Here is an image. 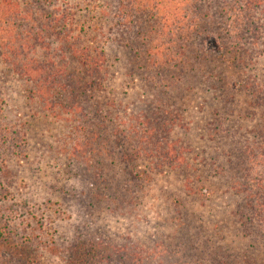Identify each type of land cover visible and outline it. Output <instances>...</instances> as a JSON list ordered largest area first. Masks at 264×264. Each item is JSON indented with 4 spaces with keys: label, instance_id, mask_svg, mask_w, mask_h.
Listing matches in <instances>:
<instances>
[{
    "label": "trees",
    "instance_id": "16d2710c",
    "mask_svg": "<svg viewBox=\"0 0 264 264\" xmlns=\"http://www.w3.org/2000/svg\"><path fill=\"white\" fill-rule=\"evenodd\" d=\"M0 264H264V0H0Z\"/></svg>",
    "mask_w": 264,
    "mask_h": 264
},
{
    "label": "rangeland",
    "instance_id": "374dc122",
    "mask_svg": "<svg viewBox=\"0 0 264 264\" xmlns=\"http://www.w3.org/2000/svg\"><path fill=\"white\" fill-rule=\"evenodd\" d=\"M203 46H204V48L205 49H207V50H210V51H214L215 50V44H214V42L212 41V39H208V40H206V41H204L203 42ZM32 174H33V171H32ZM32 177H33V175H32ZM39 183V182H38Z\"/></svg>",
    "mask_w": 264,
    "mask_h": 264
}]
</instances>
